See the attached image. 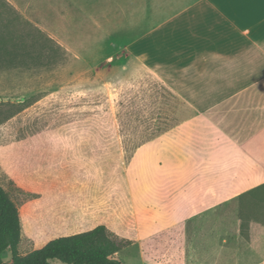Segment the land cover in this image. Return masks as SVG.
Returning <instances> with one entry per match:
<instances>
[{"label": "rangeland", "instance_id": "obj_1", "mask_svg": "<svg viewBox=\"0 0 264 264\" xmlns=\"http://www.w3.org/2000/svg\"><path fill=\"white\" fill-rule=\"evenodd\" d=\"M197 1L0 0V146L34 134L60 133L63 128L61 133L108 135L122 145V157L96 159L99 169L93 172L90 166H80V174L64 176L62 181L67 190L61 201L68 206L77 204L69 193L71 181H79L87 194L112 188L109 199L99 200L104 208L90 215L84 209L82 214L71 216L49 204L34 223L26 208L20 210L25 230L37 246L63 234L92 229L108 218L125 226L116 229L121 236L134 240L119 253L123 264H222L216 262L220 252L240 235L237 210L225 218L208 210L193 221L174 222L165 216L175 211L172 208L149 206L143 211L135 191L137 185L150 190L151 166L166 170L165 158L159 157L152 164L146 155L134 158L136 150L144 145L146 151L152 146H172L170 142L175 140L182 153L183 140L177 135L187 119L198 115V104L218 106L202 116L217 120L214 127L222 133L236 124V104L255 105V113H263L264 96L188 91L245 87L246 62L242 58L221 59L199 68L183 65L173 71L151 62L150 58H156L151 50L152 31ZM238 23L246 26L247 16ZM156 39L164 46L163 34L157 33ZM256 123L262 127L264 121ZM263 145L256 143L257 154ZM0 159L10 170L2 155ZM173 161L165 171L169 181L160 182L161 189L175 187L182 176V155ZM12 180L0 167V183L25 203L27 196L17 191ZM116 190H121L122 199L118 195L114 200ZM85 200L86 196L79 202L86 206ZM258 208L259 222H263V202ZM251 221L245 227L247 236L259 230L256 227L253 232ZM151 225L146 237L136 238L129 231ZM33 243L24 237L20 251L28 253L34 249ZM3 259L11 261V253L5 252ZM51 263L65 264L59 260Z\"/></svg>", "mask_w": 264, "mask_h": 264}, {"label": "crops", "instance_id": "obj_2", "mask_svg": "<svg viewBox=\"0 0 264 264\" xmlns=\"http://www.w3.org/2000/svg\"><path fill=\"white\" fill-rule=\"evenodd\" d=\"M244 15L247 16V23L246 26H241L238 22L242 21ZM157 33L163 34L165 49L164 46H159ZM152 37L151 50L156 52V58H150L151 62L166 66L172 71L183 65L199 68L208 63L220 62L221 59L245 60V87L188 88L190 94L264 96V0H198L176 18L153 30ZM198 105L200 114L187 119L184 128L177 135L183 140L182 153L175 146L174 140L170 142L172 146H152L147 151L144 150V145L136 150L134 156L138 159L146 155L152 164L154 160L163 157L166 159L164 169L168 171L174 164V158L182 155L184 170L181 178H177L179 182L175 187L161 189L160 182L169 181L166 176L168 172H162L161 167L159 169L151 166L150 190L146 191L138 185L135 188L143 211H147L149 206L172 208L175 211L165 216L166 220L174 222L193 221L194 217L208 210H214L216 215L224 218L228 212L233 213L234 210L239 214L241 204L247 201L246 198L240 200V196L264 184V145L257 150L258 154L255 152L256 143H264V124L256 127L257 121H264V108L263 113L258 114L255 113V105L236 104V124L230 131L222 133L214 127L217 120H207L202 116L218 110V106L212 107L208 103ZM61 131L64 128L60 133L55 130L53 134H34L21 141L0 146V155L10 168H6L0 159L3 171L25 191L39 194L38 198L27 200L20 206V210L26 208L32 223L45 213L44 209L49 204H54L60 212L71 216L82 214L84 209L90 215L94 210L104 208L99 200L111 197L112 188L105 193L92 190L89 195L87 188L79 181H71V187L67 188L77 204H62L61 198L67 190L62 184L64 176L80 174V166L83 168L84 165L86 168L90 166L94 172L100 165L94 160L109 161L122 157V145L119 140L108 135L81 136ZM120 192L121 190L114 192V200L118 195L122 199ZM145 192L148 194L147 198L143 196ZM84 196L85 201H88L86 206L84 202H79ZM101 224L119 235L121 233L116 229L125 227L108 218L97 225ZM251 224L252 229L259 228L256 229L257 233L247 236L245 232L244 235L240 232L236 241H231L220 252L216 262L264 264V222L252 221ZM240 225L239 218L237 227ZM23 227L25 237L34 241V248H42L26 232L24 224ZM151 227L153 225L134 232L131 229L129 231L132 236L142 238L150 233ZM67 235L69 234L61 236Z\"/></svg>", "mask_w": 264, "mask_h": 264}, {"label": "trees", "instance_id": "obj_3", "mask_svg": "<svg viewBox=\"0 0 264 264\" xmlns=\"http://www.w3.org/2000/svg\"><path fill=\"white\" fill-rule=\"evenodd\" d=\"M12 182L17 191L27 196L25 201L39 197L19 187L14 180ZM15 196L0 183V264H52V260L65 264H123L119 253L134 243L101 224L87 231L54 238L42 248L23 254L20 251L25 237L20 212L22 203ZM245 198L247 201L239 209L242 235L252 219L261 220L257 212L262 202L264 205V184L240 196V200ZM5 252L11 253V261H4Z\"/></svg>", "mask_w": 264, "mask_h": 264}]
</instances>
